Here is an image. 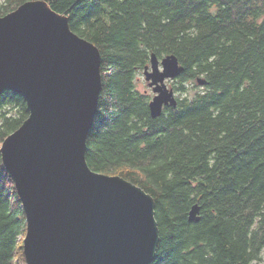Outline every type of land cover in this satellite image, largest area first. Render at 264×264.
I'll return each instance as SVG.
<instances>
[{
  "label": "trees",
  "instance_id": "1",
  "mask_svg": "<svg viewBox=\"0 0 264 264\" xmlns=\"http://www.w3.org/2000/svg\"><path fill=\"white\" fill-rule=\"evenodd\" d=\"M25 1L0 0V16ZM45 1L101 51L87 161L154 197L152 264H264V0ZM153 52L186 67L177 107L156 118L138 86ZM29 114L23 95L0 94V264H27V216L1 147Z\"/></svg>",
  "mask_w": 264,
  "mask_h": 264
},
{
  "label": "water",
  "instance_id": "2",
  "mask_svg": "<svg viewBox=\"0 0 264 264\" xmlns=\"http://www.w3.org/2000/svg\"><path fill=\"white\" fill-rule=\"evenodd\" d=\"M101 59L100 49L45 0H27L0 16V94L23 95L30 111L1 147L27 216V264H152L157 258L154 197L120 175L94 171L87 161ZM185 70L175 53H152L144 69L155 92L152 117L177 106L166 80ZM199 211L194 204L189 220H198Z\"/></svg>",
  "mask_w": 264,
  "mask_h": 264
},
{
  "label": "rangeland",
  "instance_id": "3",
  "mask_svg": "<svg viewBox=\"0 0 264 264\" xmlns=\"http://www.w3.org/2000/svg\"><path fill=\"white\" fill-rule=\"evenodd\" d=\"M138 82H139V83H138V86H139V88H140L142 91H145V92H148V93L151 94V98H150V100H151V99L153 98V96H154V92H153L152 88H150V87L148 86V82L145 80V77H144V75H143V72L139 74V76H138ZM167 83L170 84L171 86H173L174 89H175V85H174L175 80H174V81L168 80ZM198 86H199V87H202V86H200V85H198ZM176 94H177V93H176ZM263 255H264V250H263ZM255 264H263V263H255Z\"/></svg>",
  "mask_w": 264,
  "mask_h": 264
},
{
  "label": "bare ground",
  "instance_id": "4",
  "mask_svg": "<svg viewBox=\"0 0 264 264\" xmlns=\"http://www.w3.org/2000/svg\"><path fill=\"white\" fill-rule=\"evenodd\" d=\"M150 64H151V63H150ZM101 68H102V66H101ZM101 74H102V70H101ZM143 75H144V77H145L144 71H143ZM181 75H182V74H181ZM181 75H180V76H181ZM180 76H179V77H180ZM179 77H177V78H179ZM177 78H175V79H169V80L174 81V80H177ZM145 80H146V78H145ZM167 81H168V80H166V82H167ZM196 82H197L196 84L199 85L197 80H196ZM204 85H205V84H204ZM148 86H149V85H148ZM200 86H203V85H200ZM149 87H150V86H149ZM150 88H152V87H150ZM152 90H153V89H152ZM153 92H154V91H153ZM100 94H101V93H100ZM175 94H176V92H175ZM154 95H155V92H154ZM176 97H177V94H176ZM177 100H178V99H177ZM177 105H178V104H177ZM98 106H99V103H98ZM167 106H172V105H167ZM165 107H166V106H165ZM172 107H177V106H172ZM163 110H164V109H163ZM162 113H163V112H162ZM95 118H96V117H95ZM13 181H14V180H13ZM22 204H23V202H22ZM23 208H24V207H23ZM26 222H27V221H26ZM27 226H28V225H27ZM24 239H25V238H24ZM157 249H158V248H157ZM24 253H25V251H24ZM26 262H27V261H26Z\"/></svg>",
  "mask_w": 264,
  "mask_h": 264
}]
</instances>
